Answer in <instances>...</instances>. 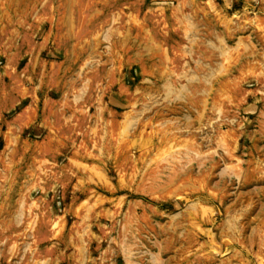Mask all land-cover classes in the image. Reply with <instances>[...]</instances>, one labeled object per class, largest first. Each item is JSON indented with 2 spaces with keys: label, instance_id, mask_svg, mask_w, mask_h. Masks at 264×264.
I'll list each match as a JSON object with an SVG mask.
<instances>
[{
  "label": "rangeland",
  "instance_id": "374dc122",
  "mask_svg": "<svg viewBox=\"0 0 264 264\" xmlns=\"http://www.w3.org/2000/svg\"><path fill=\"white\" fill-rule=\"evenodd\" d=\"M0 264H264V0H0Z\"/></svg>",
  "mask_w": 264,
  "mask_h": 264
}]
</instances>
